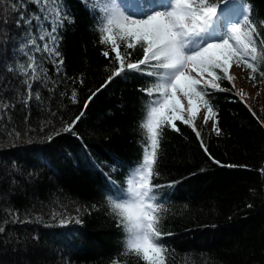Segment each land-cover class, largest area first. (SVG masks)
Listing matches in <instances>:
<instances>
[{"label": "trees", "instance_id": "trees-1", "mask_svg": "<svg viewBox=\"0 0 264 264\" xmlns=\"http://www.w3.org/2000/svg\"><path fill=\"white\" fill-rule=\"evenodd\" d=\"M64 1L72 17L60 29L64 63L57 70L44 61L46 78L33 82L42 99L33 97L27 105L23 77L4 68L24 61L16 47L24 28L0 4V20H9L0 23V100L14 104L0 110V264H145L121 246L125 231L99 187L111 166L95 162L106 151L123 165L139 160L138 144L146 138L143 81L134 72L101 88L116 67L114 54L109 59L101 54L108 46L99 42L93 15L74 0ZM251 2L254 19L264 22V0ZM128 51L133 61L143 56L140 47ZM246 80L264 92V77ZM220 83L222 91L211 100L219 135L214 125L196 126L199 137L181 122L179 131L162 129L155 169L165 181L156 175L153 183L165 187L176 180L182 192L162 213L161 230L171 233L161 240L168 264H264V99L254 98L248 107L229 81ZM72 121V130L64 131ZM13 129L21 133L19 139L9 135ZM120 177L109 176L119 183ZM42 220L56 221L58 229L42 227ZM62 221L69 224L62 227ZM75 230L77 246L64 261L51 249Z\"/></svg>", "mask_w": 264, "mask_h": 264}, {"label": "snow or ice", "instance_id": "snow-or-ice-1", "mask_svg": "<svg viewBox=\"0 0 264 264\" xmlns=\"http://www.w3.org/2000/svg\"><path fill=\"white\" fill-rule=\"evenodd\" d=\"M85 2L96 20L100 44L108 46L101 54L106 59L110 58V53L114 54L116 62L112 75L101 88L128 72L152 78L149 86L141 89L145 95L154 97L147 104L141 125L146 136L142 161L129 168L124 187L113 183L106 190V200L117 217V225L125 231V254H134L145 264H168L167 249L161 243L165 235H171L161 230L167 202L160 198L158 191L163 185L153 183V177L158 175L155 164L162 129L167 126L179 131L175 121H180L191 126L199 137L194 120L203 108L207 113L205 123L214 120V131L219 135V121L209 89L222 90L221 80L235 86V78L229 74L232 65H243L250 70L249 79H255L258 64L264 63V48L258 54L256 41L259 38L264 46V37L257 31L248 0ZM0 4L5 5L4 12L13 14L17 27L24 28L23 38L16 46L24 61L8 70L23 77L25 105L33 97L40 101L39 91H33V82L46 78L45 60L56 65L57 70L64 63L59 52L60 29L72 22L71 14L64 0H0ZM29 5H35L36 11ZM0 23L7 25L9 20L4 18ZM136 47L142 48L143 56L133 61L128 50ZM260 75L264 77V71ZM99 91L89 96L85 107ZM75 95L73 92V102ZM178 95L187 100V114L181 108ZM11 107L14 104L10 100H0V110ZM75 123L72 121L64 131H71ZM13 134L15 139L21 136L15 129L9 133ZM48 139L51 141L52 137ZM201 143L207 152L203 141ZM3 232L4 228L0 227V233Z\"/></svg>", "mask_w": 264, "mask_h": 264}, {"label": "bare ground", "instance_id": "bare-ground-1", "mask_svg": "<svg viewBox=\"0 0 264 264\" xmlns=\"http://www.w3.org/2000/svg\"><path fill=\"white\" fill-rule=\"evenodd\" d=\"M8 7H11L10 5H8ZM262 31V30H260ZM261 37L262 36V32H261ZM264 47V46H263ZM124 80H126V76L122 77ZM137 85V84H135ZM138 89V88H137ZM145 144H146V138H143V140L141 142H139L138 144V147H139V150H140V153L138 154V157L137 159H139L142 155H143V152H144V147H145ZM161 147L159 146V149ZM118 155L115 154V153H110L109 151L107 152H103L102 155H101V160H96L95 162L101 166H111V168H114V169H117L119 168L121 165L124 164V162H122L121 160H118L117 159ZM86 162V161H85ZM104 162V163H103ZM131 162V161H130ZM129 163V162H128ZM96 164V167H98V165ZM158 167V166H157ZM157 172H158V177L160 179H162L164 176L163 174L160 175V172L158 171L157 169ZM163 176V177H162ZM170 178H167V180H169ZM106 181L108 180V177L105 179ZM163 181H165L164 179H162ZM174 182V183H173ZM168 183H170L171 185L170 186H165V187H162L160 188L158 191L160 193V198H162L163 200H165L167 202V208L166 209H169L171 207V205L174 203V201H177L179 199V197L181 196V190H178L179 189V185L180 183L177 182L176 180L175 181H168ZM99 187L101 188L102 190V194H103V201L107 207V209L110 211L111 214H113L111 212V209H110V206L107 204V200H106V190L108 188L111 187V185H107L105 181H100L99 182ZM166 192H171L170 193V199L167 200L166 199V196H167V193ZM173 198H174V201H173ZM54 217H57L56 215H53ZM54 217H48L50 218L51 220L54 219ZM27 218V216L23 217L24 219V222H26L25 224L28 225L29 222H27L25 219ZM56 219V218H55ZM43 223L42 227H46L47 229H52V230H55L58 229L56 228L57 224H56V221L54 222H49L46 220H42L41 221ZM51 223H54V224H51ZM69 224L68 222L64 223L62 225V227H64L65 225ZM28 227H31L30 225ZM55 228V229H54ZM60 228V227H59ZM64 238V236H63ZM78 239V231L75 230L73 232L70 233L69 236H67V238L65 239L64 241V244L58 246L56 245L55 249H51V252L55 255V256H61V258H63L64 261H67L68 258L67 256L69 254H72V252L74 253V249H75V242L76 240ZM77 246V245H76ZM121 246L124 248L125 247V239L124 241L122 240L121 241ZM59 250V251H58Z\"/></svg>", "mask_w": 264, "mask_h": 264}, {"label": "rangeland", "instance_id": "rangeland-1", "mask_svg": "<svg viewBox=\"0 0 264 264\" xmlns=\"http://www.w3.org/2000/svg\"><path fill=\"white\" fill-rule=\"evenodd\" d=\"M67 7V6H66ZM16 53L14 52V55ZM230 68L229 74L232 75L234 79V87L236 92L245 99L246 103L253 104L254 98H259L264 99V92L261 89H257L255 84L253 86H250L249 82L246 80L245 77H243L239 71L240 66H236ZM7 72H10L9 66H4ZM194 75V73H192ZM262 97V98H261ZM178 100H181V108L185 111L186 113V108H187V100L186 99H181V97L178 95L177 96ZM206 110L201 108L198 111L197 118L201 120V123L207 124L208 126H213L214 122L213 120H208L207 123H205V116H206Z\"/></svg>", "mask_w": 264, "mask_h": 264}]
</instances>
